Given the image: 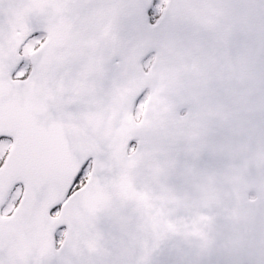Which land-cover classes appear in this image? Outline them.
<instances>
[{"label":"snow or ice","instance_id":"1","mask_svg":"<svg viewBox=\"0 0 264 264\" xmlns=\"http://www.w3.org/2000/svg\"><path fill=\"white\" fill-rule=\"evenodd\" d=\"M0 264H264V0H0Z\"/></svg>","mask_w":264,"mask_h":264}]
</instances>
